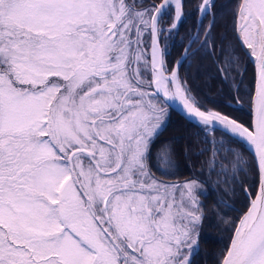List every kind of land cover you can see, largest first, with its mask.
Here are the masks:
<instances>
[{"label": "snow or ice", "instance_id": "1", "mask_svg": "<svg viewBox=\"0 0 264 264\" xmlns=\"http://www.w3.org/2000/svg\"><path fill=\"white\" fill-rule=\"evenodd\" d=\"M184 8L0 0V264H192L204 182H173L169 147L152 152L177 102L204 130L250 149V160L222 142L213 153L218 178L245 165L259 178L219 264H264V0H235L219 56L213 0L197 5L213 16L203 41L190 38L211 48L225 80L239 74L234 46L243 49L254 72L233 100L247 105L246 122L192 95L182 61L169 67L160 38L178 30Z\"/></svg>", "mask_w": 264, "mask_h": 264}, {"label": "trees", "instance_id": "2", "mask_svg": "<svg viewBox=\"0 0 264 264\" xmlns=\"http://www.w3.org/2000/svg\"><path fill=\"white\" fill-rule=\"evenodd\" d=\"M184 17L174 30L166 43V59L169 67H172L177 58L183 53L190 38L195 34V39L199 36V41H203V33L207 30L213 16L203 15L198 23L197 5L201 0H184ZM215 14V26L212 29V39L215 41V51L219 56L221 44L232 41V7L235 0H213ZM170 18L164 16L162 26H169ZM206 29V30H205ZM191 43L188 54L181 62L179 74L187 82L192 95L208 107H215L218 110L230 113L238 120L247 121V105L232 106L236 101L234 97L243 96L244 92L252 82L254 67L244 55L243 49L238 45L234 46L235 56L241 61L239 74L233 71L225 80L221 73L217 71V64L214 62L217 56L209 55L207 51L200 47V42ZM163 43V42H162ZM164 44V43H163ZM234 44V42H233ZM230 50H232L230 48ZM168 115L159 135L155 148L152 149L153 156L161 148L167 145L175 160V168L172 170V181L196 179L204 182L206 192L201 194L203 220L199 231L198 247L192 254V264H219L222 251L228 246L232 235V225L238 222L240 216L247 208L248 198L244 189L247 188L249 194L256 191L258 176L246 165L242 166L243 171H228L227 177H217L208 168V156L211 151V142L205 130L198 125L182 118L177 112L168 108ZM227 141V147H231L235 152H240L245 160H250L251 155L240 142L225 136L219 130L213 132ZM155 165V160L151 161ZM155 171V167H153ZM159 175V173H157ZM227 179V183H225Z\"/></svg>", "mask_w": 264, "mask_h": 264}, {"label": "rangeland", "instance_id": "3", "mask_svg": "<svg viewBox=\"0 0 264 264\" xmlns=\"http://www.w3.org/2000/svg\"><path fill=\"white\" fill-rule=\"evenodd\" d=\"M169 27V26H168ZM167 27V28H168ZM167 37V38H166ZM168 36H167V33H165V35L164 36H161V44H162V48H165L166 46V43H167V41H168ZM164 44H163V43ZM230 105H232V104H230ZM233 106V105H232ZM168 111H169V109H168ZM167 119V118H166ZM165 122H166V120H165ZM165 124V123H164ZM207 132V131H206ZM209 133V132H208ZM207 133V135H208V137H209V141L211 142V151H210V154L208 155V156H210L209 157V160H208V168L210 169V171H212V167H213V165H210V163H212V160H213V153H214V151H215V148H218L219 146H220V143L222 142L223 144H224V146L225 147H227V144H225L227 141H225L223 138H221L220 136H218V135H216V134H208ZM210 158H211V160H210ZM218 159V158H217ZM218 171H220V169H219V165H218V163H217V166H216V171H213L214 172V174H216ZM217 175V174H216ZM222 177V176H221ZM196 180H197V178H196ZM185 181V180H184ZM198 181V180H197ZM179 182H183L182 180L181 181H178L177 183H179ZM204 192H206V190H205V188H204ZM203 192V193H204ZM247 205H248V203H247ZM197 248H195L194 250H196ZM194 252V251H193Z\"/></svg>", "mask_w": 264, "mask_h": 264}, {"label": "water", "instance_id": "4", "mask_svg": "<svg viewBox=\"0 0 264 264\" xmlns=\"http://www.w3.org/2000/svg\"><path fill=\"white\" fill-rule=\"evenodd\" d=\"M184 56H185V54H182V55L179 57V59H178L177 61H182V60H183L182 57L184 58ZM175 63H176V62H175ZM171 108H172L173 110H175L177 113H179L184 119H186V120H188V121H191L193 124H194V123L198 124L196 121L190 119V118L186 115L185 111L182 109V106H180L178 102H177L176 104H173V105L171 106ZM217 129L220 130L219 128H217ZM241 143H243V142L241 141ZM244 146L246 147L247 151L250 152V149L248 148V146L245 145V144H244ZM249 154H250V153H249ZM258 187H259V178H258ZM258 187H257V192H258ZM257 192H256V193H257ZM246 194H247V191H246ZM247 195H248V197L250 198V201H251V199L254 198V197L251 198V196H249V194H247ZM240 218H241V217H240Z\"/></svg>", "mask_w": 264, "mask_h": 264}]
</instances>
